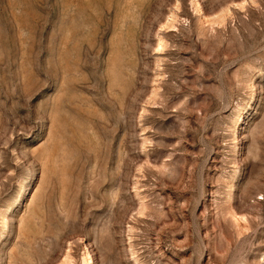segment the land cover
<instances>
[{
	"label": "rangeland",
	"instance_id": "rangeland-1",
	"mask_svg": "<svg viewBox=\"0 0 264 264\" xmlns=\"http://www.w3.org/2000/svg\"><path fill=\"white\" fill-rule=\"evenodd\" d=\"M0 264H264V0H0Z\"/></svg>",
	"mask_w": 264,
	"mask_h": 264
}]
</instances>
